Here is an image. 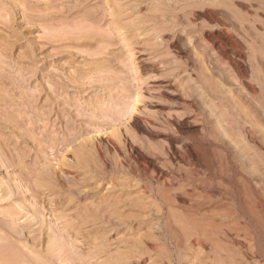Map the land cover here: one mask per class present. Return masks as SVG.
Segmentation results:
<instances>
[{
  "label": "rangeland",
  "instance_id": "1",
  "mask_svg": "<svg viewBox=\"0 0 264 264\" xmlns=\"http://www.w3.org/2000/svg\"><path fill=\"white\" fill-rule=\"evenodd\" d=\"M0 264H264V0H0Z\"/></svg>",
  "mask_w": 264,
  "mask_h": 264
},
{
  "label": "bare ground",
  "instance_id": "2",
  "mask_svg": "<svg viewBox=\"0 0 264 264\" xmlns=\"http://www.w3.org/2000/svg\"><path fill=\"white\" fill-rule=\"evenodd\" d=\"M245 30V29H244ZM215 233V232H214ZM212 234V233H211Z\"/></svg>",
  "mask_w": 264,
  "mask_h": 264
}]
</instances>
